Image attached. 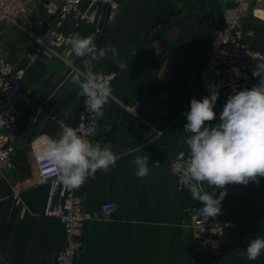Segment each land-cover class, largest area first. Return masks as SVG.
<instances>
[{"label": "crops", "instance_id": "1", "mask_svg": "<svg viewBox=\"0 0 264 264\" xmlns=\"http://www.w3.org/2000/svg\"><path fill=\"white\" fill-rule=\"evenodd\" d=\"M119 1L115 16L107 6L98 7V26L80 34L93 35L98 48L115 47L119 52L115 60L108 54L94 62L93 71L118 75L110 83L115 99L98 118L96 139L120 159L73 190L91 213L108 201L118 205L109 218L86 223L85 247L77 264H264V252L255 261H249L245 252L251 239L264 238V178L259 184L226 186L228 196L219 215L236 225L215 250L200 253L195 250L192 224L203 204L178 184L170 168L181 151H188L184 113L193 97L209 95L199 83L215 33L224 26V10L235 6V0ZM241 24L252 32L246 42L264 51V23L248 11ZM27 26L40 32L34 21ZM13 29L5 31L0 46L10 62L26 70L24 89L31 93L29 104L19 111L13 166L0 170V264H57L65 229L56 218L43 215L49 187L40 179L31 145L43 135L57 138L59 120L68 112L67 125L74 126L85 98L78 95L72 77L67 78L70 69L59 58L29 66L25 56L33 40ZM83 59L73 56L82 70ZM120 61L128 67L121 70ZM258 81L259 77L248 76L244 88ZM137 99L143 101L137 114L123 109V104ZM225 103L220 93L216 119L209 124L220 123ZM138 146L143 151L135 152ZM135 155L159 163L147 177L138 178L131 163Z\"/></svg>", "mask_w": 264, "mask_h": 264}, {"label": "built area", "instance_id": "2", "mask_svg": "<svg viewBox=\"0 0 264 264\" xmlns=\"http://www.w3.org/2000/svg\"><path fill=\"white\" fill-rule=\"evenodd\" d=\"M102 5L107 6L111 16H115L121 9L119 0H0V43L8 28L20 29L33 40V48L25 56L27 64H45L50 59L59 58L57 54L63 55L70 49L69 37L98 26V7ZM248 11L255 19L264 23V0H235V6L224 10V26L215 33L211 56L199 83V87L208 93L209 84L218 85V91L225 102L234 89L244 88L245 79L253 76V66L264 63V51L255 49L246 42L252 32L241 24V18ZM32 21L40 30L39 33L28 29V22ZM73 56L68 59L75 65ZM63 63L68 67L64 61ZM17 66L9 61L8 53L0 46V170L13 166L19 111L30 102L31 91L25 90L23 84L26 70ZM68 68L73 74L72 69ZM106 77L111 83L118 75L110 73ZM142 104L143 101L137 99L122 106L125 111L137 114ZM41 113L40 109L38 115ZM70 116L68 112L59 120L61 126L67 125ZM71 127L78 129L79 134L93 144H100L96 139L99 130L98 118L88 112L85 106L79 120ZM43 136L35 139L31 145L40 179L49 187L43 215L56 218L65 229L66 241L57 253V264H77L85 247L86 223L109 218L118 205L115 201H108L102 204L99 212L91 213L85 208L82 198L73 190L58 185L55 182L58 175L55 167L50 162L38 159L41 147L39 141ZM172 174L183 187L179 183L178 175L173 172ZM226 191L227 195L222 202L228 196L227 188ZM235 225L234 221L220 215L214 218L198 215L192 224L195 250L200 253L215 250L226 231Z\"/></svg>", "mask_w": 264, "mask_h": 264}, {"label": "clouds", "instance_id": "3", "mask_svg": "<svg viewBox=\"0 0 264 264\" xmlns=\"http://www.w3.org/2000/svg\"><path fill=\"white\" fill-rule=\"evenodd\" d=\"M94 40L93 35H73L68 38L70 49L57 55L72 69L71 82L78 87V95L85 98L86 110L95 118H102L104 106L115 97L106 75L93 71L94 62L108 54L115 60L119 52L115 47L98 48ZM73 55L84 58V70L68 59ZM118 67L123 70L128 65L120 61ZM252 74L259 77L258 83L250 89L233 90L219 115L220 123H208L217 115L214 107L220 93L216 84L208 85L209 95L202 99L193 97L190 110L184 113V133L189 134L184 143L188 151H181L171 168L192 199L203 204L196 211L204 217L214 218L221 213L227 185L259 184L264 178V63L254 65ZM39 143L38 159L55 167V182L67 190L79 189L97 171H108L120 159L110 148L93 144L68 125L62 126L57 138L45 135ZM134 151L143 149L138 146ZM131 163L135 176L145 178L159 162L150 164L149 156L135 155ZM205 185L213 190L207 191ZM245 252L249 261H255L264 252V238L251 239Z\"/></svg>", "mask_w": 264, "mask_h": 264}, {"label": "rangeland", "instance_id": "4", "mask_svg": "<svg viewBox=\"0 0 264 264\" xmlns=\"http://www.w3.org/2000/svg\"><path fill=\"white\" fill-rule=\"evenodd\" d=\"M13 31L16 32V33H20V34H26L25 32H23V31L20 30V29H15V28H14ZM72 75H73V74L68 73L67 78L72 77Z\"/></svg>", "mask_w": 264, "mask_h": 264}, {"label": "water", "instance_id": "5", "mask_svg": "<svg viewBox=\"0 0 264 264\" xmlns=\"http://www.w3.org/2000/svg\"><path fill=\"white\" fill-rule=\"evenodd\" d=\"M196 218H197V217H195V219H196ZM195 219H194V220H195Z\"/></svg>", "mask_w": 264, "mask_h": 264}]
</instances>
